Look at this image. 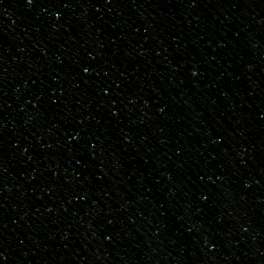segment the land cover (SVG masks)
Here are the masks:
<instances>
[{
    "label": "water",
    "instance_id": "1",
    "mask_svg": "<svg viewBox=\"0 0 264 264\" xmlns=\"http://www.w3.org/2000/svg\"><path fill=\"white\" fill-rule=\"evenodd\" d=\"M0 264H264V0H0Z\"/></svg>",
    "mask_w": 264,
    "mask_h": 264
}]
</instances>
